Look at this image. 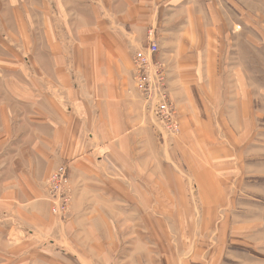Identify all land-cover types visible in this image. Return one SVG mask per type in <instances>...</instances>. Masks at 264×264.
<instances>
[{"label":"rangeland","instance_id":"1","mask_svg":"<svg viewBox=\"0 0 264 264\" xmlns=\"http://www.w3.org/2000/svg\"><path fill=\"white\" fill-rule=\"evenodd\" d=\"M96 1L0 0L1 125L33 111V91L57 85L55 35L58 41L71 32L76 37L77 28L96 23L93 7L102 11L117 4ZM188 1L194 9L186 17L166 18V0L146 5L156 17L150 23L141 19L147 25L145 43L132 60L135 86L159 142L175 150V162L191 186L183 200L193 206L194 218L205 212L200 233L195 225H184L160 236L162 255L154 264H264V0ZM154 42L159 52L152 57L165 66L163 72L156 68L155 86L172 104L178 124L169 132L170 116L154 115V96L144 94L136 81L135 61ZM52 102L45 99L46 105ZM53 164L43 185L54 219L67 224L74 196L70 165ZM203 200L216 201L217 208L200 210ZM126 228H119V238ZM141 262L153 264L146 254Z\"/></svg>","mask_w":264,"mask_h":264},{"label":"crops","instance_id":"2","mask_svg":"<svg viewBox=\"0 0 264 264\" xmlns=\"http://www.w3.org/2000/svg\"><path fill=\"white\" fill-rule=\"evenodd\" d=\"M142 1L93 7L95 24L77 28L76 37L71 29L60 41L55 35L57 85L32 92V112L0 123V264H142L143 254L154 264L170 227L195 225L200 233L206 224L205 212L194 218L183 200L191 186L135 86L132 60L147 27L141 19L156 17L145 10L152 0ZM166 1V18L194 9L188 0ZM54 162L70 165L67 224L54 219L43 185ZM203 202L200 210L217 208ZM119 228H126L121 238Z\"/></svg>","mask_w":264,"mask_h":264},{"label":"built area","instance_id":"3","mask_svg":"<svg viewBox=\"0 0 264 264\" xmlns=\"http://www.w3.org/2000/svg\"><path fill=\"white\" fill-rule=\"evenodd\" d=\"M150 34L152 36V32ZM158 52H159L158 44H156L155 42L152 43L151 48H149L144 53L138 56V58L135 61L134 67L137 73L136 81L138 83L140 90L144 94H149L154 96V102L152 104V112L153 113L155 112L154 115L156 114L158 117L165 114L171 117V118L169 117L168 119L170 129H167V132H169V130L176 128L178 124L175 117L172 115L174 113L170 114V111L174 112L172 108V104L169 101L163 99L165 96L163 94L160 95L159 90L155 86L156 79L160 78V75H158L156 68L159 67L158 69L162 72L165 69V66L162 62H158V60L156 59L154 60L152 57V56H156ZM160 124L164 125V122L160 121ZM160 129L166 132V130L162 128V126L160 127ZM167 132L166 134H168ZM60 174H61L60 177L62 179L64 178V174L66 176L64 170H61ZM67 201L68 198L65 199V203H67Z\"/></svg>","mask_w":264,"mask_h":264}]
</instances>
